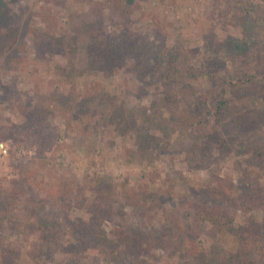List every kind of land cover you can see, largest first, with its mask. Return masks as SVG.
I'll return each mask as SVG.
<instances>
[{
	"label": "rangeland",
	"instance_id": "374dc122",
	"mask_svg": "<svg viewBox=\"0 0 264 264\" xmlns=\"http://www.w3.org/2000/svg\"><path fill=\"white\" fill-rule=\"evenodd\" d=\"M241 1L15 0L10 3L0 0V10L7 9L4 2L10 4L9 24L19 36L13 51L0 55V141L10 149V156L0 162V216L5 219L0 223V264L66 263V256L60 250L53 255L44 253L39 258L29 253L24 245L26 234L21 231L22 226L30 225L34 209L41 219L56 217L54 214L60 206L52 205H59V201L53 198L43 202L52 186L89 189L96 178L105 176L124 198L129 188L145 184L152 196L166 199L162 209H139L132 214L135 224L142 221L151 230L161 229L167 214L172 212H180L186 227L192 229L186 206L193 201L190 188L210 183L217 186L220 179L235 186L257 181L264 188V103L260 100L249 102L261 118L255 128H241L230 118L224 124L211 119L205 144L211 147L207 152L212 157L202 164V158L208 153L203 155L198 151L194 132L181 135L171 129L166 109L165 113L162 109L163 113H154V105L161 106L164 98L161 86L150 84L151 77H144L129 58L125 66L109 75L88 71L80 85L103 83L120 106L133 112L147 111L149 122L133 129L122 117L117 123L110 120L99 123L95 117L90 119L86 135L79 115L65 107L62 97L67 89L60 77L53 76V65L48 63L54 59L53 64H66V57L37 61L35 42L30 35L33 30H47L59 36H76L78 66L83 69L89 46L103 43L104 35L128 30L134 36L126 34V40L131 41L133 37L140 41L142 37L145 47L146 42L148 46L165 40L169 45L180 44L192 50L191 62L196 69L212 70L228 81L235 80L239 69L253 70L259 81L262 77L264 82V31L263 25H259L264 24V0ZM115 3L127 8L130 24L124 25ZM192 83L198 90L196 97L203 99L211 110L215 109V100L225 84H218L202 73ZM40 99L53 111L49 120L58 134L57 142L43 156L23 137L17 142L8 134L9 129L25 121L20 107L33 108ZM187 108L182 112L187 113ZM213 138L222 142L210 145ZM29 182L35 185V199H29L32 194H26ZM87 196L91 199L92 192H87ZM85 212L86 208L78 209L73 203L72 216H82ZM233 216L238 230L248 221L263 223L264 210L240 209L233 211ZM10 224L19 227L13 230ZM105 229L112 236L114 227L110 223L105 224ZM194 246L197 251L191 254L177 249L168 252L154 249L142 258V264H200L198 250L208 255V264H213L210 260L215 247L219 250L215 264H247L233 258L240 248L234 234L223 238L206 233ZM77 258L80 264H120L103 256L94 259L86 253Z\"/></svg>",
	"mask_w": 264,
	"mask_h": 264
},
{
	"label": "trees",
	"instance_id": "16d2710c",
	"mask_svg": "<svg viewBox=\"0 0 264 264\" xmlns=\"http://www.w3.org/2000/svg\"><path fill=\"white\" fill-rule=\"evenodd\" d=\"M8 1L15 3V0ZM4 4L7 9L0 10V55L12 52L19 40L17 30L9 24L10 4ZM115 4L121 19L125 20L124 25L130 24L127 8ZM50 22L54 23L51 20ZM248 25L249 23H244V26ZM259 25H263L264 31V24ZM126 34L134 36L126 30L112 36L104 35L103 43L89 46L87 64L82 69L78 66L76 36H59L47 30H33L30 33L35 42L37 61L46 62L55 56L66 57V64H53L54 59L48 63L53 65V76L57 75L63 80L67 92L62 101L69 112L74 111L79 115L85 134L89 133L90 119L95 117H98L99 123L109 120L117 123L122 117L133 129H140L149 122L147 111L133 112L120 106L103 83L96 81L83 87L80 85V80L88 71L109 75L114 69L125 66L129 58L134 60V67L142 71L144 77H151L150 84L157 83L161 86L164 98L161 106L156 107L158 103L154 105V113L161 114L166 109L171 129L181 135L193 131L199 145L198 151H202L203 155L211 148L205 144L211 119L216 120L218 124H224L226 119L230 118L244 129L255 128L260 124L261 118L257 115L259 111L251 108L249 102L260 100L264 103V82L262 77L259 81L253 70L239 69V76L236 74L235 80L228 81L214 74L212 70L196 69L191 62L194 57L192 50H186L180 44L172 46L161 40L157 44L148 43V46L146 42L145 47V42H142L144 38L135 41L132 37L129 41L126 40ZM199 73L211 76L218 84H225V88L222 91L220 89L215 100V109L211 110L203 99L196 97L198 90L192 81ZM38 102L33 108L20 107L25 121L9 129L8 134L17 142L22 141L19 137H23L43 156L57 142L58 134L52 129L49 120L53 111L43 100ZM186 107L187 113H183L182 109ZM262 121L264 123V119ZM213 142L220 143L222 140L213 138L210 145ZM211 157L208 153L201 163ZM218 181L217 186L210 183L199 188H190L193 201L187 202L186 206L192 218V229L186 227L180 212H172L171 217L167 214L161 229L151 230L142 221L135 224L132 214L139 209H162L166 200L160 195L152 196L145 184L129 188L124 198L120 197L114 183L105 176L96 178L94 186L89 189L52 186L46 191L43 202L56 198L60 204L52 207L60 206V209L57 208L54 214L56 217L52 219L39 218L34 209L30 225L22 226L21 231L26 234L27 239L24 245L29 253L38 258L44 253L53 255L56 250H60L66 256L65 264H80L77 257L82 253L92 255L94 259L103 256L120 264H142V258L154 249H163L166 252L177 249L191 254L190 252L197 251L194 246L196 240L206 233H214L223 238L234 234L238 238L240 248L233 258L244 260L247 264H264V221H248L237 230L233 216V211L240 209L264 210V188L257 181H247L240 186H235L232 182L227 185L223 179ZM28 184L26 194H32L29 199L36 197L35 185L30 182ZM23 190L25 191L24 188ZM89 191L93 194L91 199L87 196ZM73 203L78 209L86 208L85 215L72 216ZM4 220V217L0 216V223ZM106 223L114 227L112 236H109L105 229ZM10 227L17 230L19 226L15 228L10 224ZM202 252L198 250L197 254L200 264H208V255ZM213 252L210 262L215 264V256L219 254L218 248L215 247Z\"/></svg>",
	"mask_w": 264,
	"mask_h": 264
},
{
	"label": "built area",
	"instance_id": "2783aa9c",
	"mask_svg": "<svg viewBox=\"0 0 264 264\" xmlns=\"http://www.w3.org/2000/svg\"><path fill=\"white\" fill-rule=\"evenodd\" d=\"M9 156V146L4 141H0V162L6 160Z\"/></svg>",
	"mask_w": 264,
	"mask_h": 264
}]
</instances>
